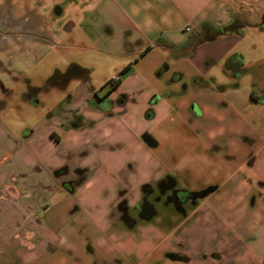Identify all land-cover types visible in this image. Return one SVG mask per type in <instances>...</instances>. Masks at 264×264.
<instances>
[{
	"label": "crops",
	"instance_id": "1",
	"mask_svg": "<svg viewBox=\"0 0 264 264\" xmlns=\"http://www.w3.org/2000/svg\"><path fill=\"white\" fill-rule=\"evenodd\" d=\"M252 1L247 10L249 0H67L65 6L53 0L57 17L69 12L55 43L80 27L81 43L93 57L116 58L121 76L109 98L122 101L92 108L89 101L98 90L89 73L98 67L73 64L83 78H75L21 139L27 145L44 139L57 151L49 194L78 195L99 206L84 231L86 246H67L64 237L73 231L62 224L81 207L80 199L63 216L39 215L38 202L26 207V216L7 234L9 245L0 243V264H264V134L252 126L263 105L252 89L251 111L241 112L198 65L199 48L218 47L226 55L242 36L244 13L257 14L261 23H252L263 29L258 25H264V6L256 10L258 0ZM5 5L8 0H2ZM235 27L238 35L230 32ZM208 57L205 68L218 62L216 55ZM35 95L31 101L37 103ZM74 114L78 124L59 127ZM63 167L67 173H59ZM76 169L84 173L81 180ZM12 178L0 201L18 202L25 195ZM174 190L192 196L179 208L167 199ZM144 200L150 212L141 217ZM122 202L132 222L120 217ZM48 227L49 235L40 233Z\"/></svg>",
	"mask_w": 264,
	"mask_h": 264
},
{
	"label": "rangeland",
	"instance_id": "2",
	"mask_svg": "<svg viewBox=\"0 0 264 264\" xmlns=\"http://www.w3.org/2000/svg\"><path fill=\"white\" fill-rule=\"evenodd\" d=\"M62 1V5L65 6L67 0ZM52 2L53 0H8L9 15H14L17 21L26 18L23 26H31L30 28L35 32L33 38L24 36L19 40L21 36H18V41L9 42L8 47L0 51V191L13 176L15 185L25 193L18 202L6 199L0 201L2 245H9L6 236L16 229L14 225L19 219L21 220L20 217L26 216L27 206L41 202V206L36 209L39 215L51 212L63 216L69 209H73L72 202L81 198L78 195L70 198L59 191H54L53 195L49 194L46 186L51 185V169L55 158L58 157L57 151L54 146L50 149L49 143L44 139H33L32 145L25 144L21 139L29 130L36 129L35 124L41 117L47 115L66 90L53 88L55 85L51 84V81L55 69L65 73L73 64L79 67L95 64L98 68L89 73V78L100 92L103 88L101 86L121 76L117 69H114L119 63L116 58L105 62L101 58L93 57L84 48L81 43L84 38L80 27H76L71 32L70 38L64 37L59 43H55L54 34L65 33L64 26L69 12L57 17L55 4ZM11 3L16 8L18 6V13ZM250 3L253 4V1L249 0L247 10H251ZM23 4L26 7H23ZM257 5L259 7L255 6V9L259 10L264 6V0H258ZM33 9L39 14L34 13ZM243 17L246 24L241 28L242 36L235 32L237 27L230 30L231 33L239 35L236 37L237 41L230 42L232 44L228 46L226 55L221 56L218 47L199 48L198 65L206 77L215 78V85L225 89L228 98L231 97L237 102L241 112L243 110L248 112V108L251 111L248 92L253 89L259 94L260 104L263 105L259 110L261 118H258L252 126L254 130L264 134V25H258L263 28L262 30L254 27L257 23L252 21L259 20V23L261 21L253 12L248 15L244 13ZM32 24H36L35 28ZM210 55H216L218 62L205 68ZM131 61L133 57L121 63L129 64ZM185 81L188 82L187 79ZM74 83L70 82L67 89ZM29 88L37 89L35 93L37 103L31 101L33 95L28 93ZM4 90H7V93ZM246 107L248 108L245 109ZM160 135L163 137L161 133ZM80 202H82L81 207L68 216V219L63 218L62 221L67 231L69 229L73 231L72 234L67 232L64 237L67 246L75 243L80 247L86 246L85 232L92 223L90 220L98 213L99 206L87 205L81 199ZM28 228L26 224L25 229ZM51 228L39 229V231L47 236ZM80 230L82 231L79 232ZM88 241V244L94 248V238H89Z\"/></svg>",
	"mask_w": 264,
	"mask_h": 264
},
{
	"label": "flooded vegetation",
	"instance_id": "3",
	"mask_svg": "<svg viewBox=\"0 0 264 264\" xmlns=\"http://www.w3.org/2000/svg\"><path fill=\"white\" fill-rule=\"evenodd\" d=\"M19 24L20 23H18L17 21L12 20V18L9 15L8 8L6 5L0 6V51H3L5 50V48L8 47V43H9L8 37L9 36L13 37L14 39H16L15 37L17 36H22V35L23 36L29 35L31 37L34 36L35 31H33L29 27H24L23 25H19ZM12 27L13 28L15 27V28L12 29ZM81 77L83 78V72L75 67L71 70H67L63 74H55L52 78L51 84H56L59 88L67 90V87L70 84V82H72L75 78L77 80H81ZM114 88H115L114 82L111 80L110 82L106 84V89L104 91H101V92L93 91L94 92L93 99L89 101V105L92 108H95V107H98L100 104H105L108 108H111L114 104H118L119 102H121L122 101L121 98H117V99L109 98ZM36 90L37 89L35 88H29L28 93L33 95L34 93L37 92ZM101 90H103V88ZM68 100H70V95L65 93V102ZM58 109L59 110L62 109L61 104L58 106ZM78 122H80V116L78 114H74L73 118L66 125L63 122H60L59 127L62 128L65 126H75L76 124H78ZM52 136H54L53 133H52ZM55 139L58 140L57 135ZM62 172L67 173L68 168L63 167V169L60 170L59 173H62ZM75 172L77 174L78 180H81L84 175L83 171L80 169H76ZM67 183H69L70 185L73 184L72 181H68ZM146 191H147V194L152 193V189L150 188H148ZM191 196L192 194L188 193L187 191L174 190L172 194L168 196L167 199L173 200L176 203V206L180 208V204L183 201L188 200ZM117 210L120 212V217L122 219H124L127 222H132V220L129 219V216H128V208L126 207V205H124L123 202L117 206ZM149 210H150V207L144 200L143 204L139 208L138 216H141V217L147 216V214L150 212Z\"/></svg>",
	"mask_w": 264,
	"mask_h": 264
},
{
	"label": "trees",
	"instance_id": "4",
	"mask_svg": "<svg viewBox=\"0 0 264 264\" xmlns=\"http://www.w3.org/2000/svg\"><path fill=\"white\" fill-rule=\"evenodd\" d=\"M76 66H74V65H72V66H70L69 68H68V70H71V69H73V68H75ZM113 82H114V85H116L117 83H118V79H114V80H112Z\"/></svg>",
	"mask_w": 264,
	"mask_h": 264
},
{
	"label": "water",
	"instance_id": "5",
	"mask_svg": "<svg viewBox=\"0 0 264 264\" xmlns=\"http://www.w3.org/2000/svg\"><path fill=\"white\" fill-rule=\"evenodd\" d=\"M144 141H146V143H148L149 145H151L150 141L148 140V136L144 135L143 136Z\"/></svg>",
	"mask_w": 264,
	"mask_h": 264
}]
</instances>
